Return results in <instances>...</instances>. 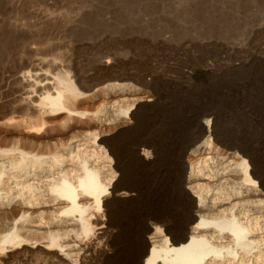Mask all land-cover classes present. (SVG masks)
<instances>
[{
	"label": "bare ground",
	"instance_id": "1",
	"mask_svg": "<svg viewBox=\"0 0 264 264\" xmlns=\"http://www.w3.org/2000/svg\"><path fill=\"white\" fill-rule=\"evenodd\" d=\"M107 58L97 63V70L121 62ZM31 65L17 77L19 95L4 104L0 120V264H264V176L247 151L214 154L219 149L213 141L219 142L215 118L211 123V118L203 117L197 136L184 146L191 152L177 155L174 172L188 203L186 219L180 222L170 215L163 220L153 212L165 207L152 202L154 186L141 179L122 180L132 172L127 154L118 152L113 141L139 127L142 106L154 102V96L135 93L125 111L132 120L119 121L115 127L119 134L111 140L96 137L99 150L95 145L94 150L84 151L79 141L72 140L48 152L60 124L65 129L103 127L102 112L107 108L89 109L92 98L105 92L110 103L134 94L122 83L97 87L123 79L116 74L85 80L80 68L73 67L52 77L42 70L56 69V60ZM139 143L141 152L133 148L128 153L137 159L143 174L152 176L165 152H160L159 144ZM104 148L115 159L108 180L103 167L91 160L98 152L109 156ZM245 156L253 161L251 170ZM146 194L152 197L149 208L137 212L133 206ZM122 205L132 207L133 215L123 214Z\"/></svg>",
	"mask_w": 264,
	"mask_h": 264
},
{
	"label": "rangeland",
	"instance_id": "2",
	"mask_svg": "<svg viewBox=\"0 0 264 264\" xmlns=\"http://www.w3.org/2000/svg\"><path fill=\"white\" fill-rule=\"evenodd\" d=\"M15 27L22 31H13ZM107 56L122 63L97 70V63ZM44 59H54L59 65L57 70L43 68L49 76L73 67L80 68L85 80L116 74L123 79L97 87L122 83L134 94L110 103L105 92L92 98L89 109L107 108L102 112L105 126L65 129L60 124L61 131L49 141L48 152L72 140L79 141L84 151L94 150L96 137L115 138L117 124L132 120L125 111L135 93L154 96V102L142 106L139 127L113 141L118 152L127 154L132 172L122 180L141 179L154 186L152 202L166 208L153 212L163 220L170 215L178 216L180 222L186 219L188 203L177 187L175 162L180 152H191L184 146L197 136L199 121L205 116L216 122L219 142L213 141L219 149L214 154L247 151L264 176V0H0V120L4 104L19 95L17 77ZM141 78L149 84L143 85ZM2 139L0 132V143ZM140 141L159 144L160 152H165L149 177L128 153L133 148L141 152L143 146L136 145ZM105 150L109 156L98 152L91 160L103 167L108 180L115 159ZM245 157L251 170L253 161ZM260 185L257 181L261 190ZM151 199L146 194L133 209L145 212ZM122 207L123 214L133 215L132 207Z\"/></svg>",
	"mask_w": 264,
	"mask_h": 264
}]
</instances>
